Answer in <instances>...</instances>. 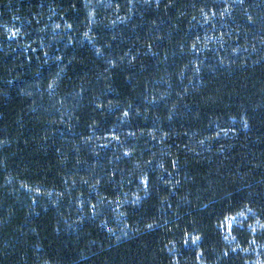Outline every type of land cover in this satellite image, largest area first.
Instances as JSON below:
<instances>
[{"label":"trees","instance_id":"1","mask_svg":"<svg viewBox=\"0 0 264 264\" xmlns=\"http://www.w3.org/2000/svg\"><path fill=\"white\" fill-rule=\"evenodd\" d=\"M0 264H264V0H0Z\"/></svg>","mask_w":264,"mask_h":264}]
</instances>
